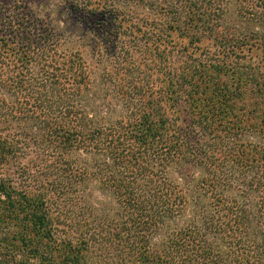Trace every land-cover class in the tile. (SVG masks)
<instances>
[{"label":"trees","instance_id":"obj_1","mask_svg":"<svg viewBox=\"0 0 264 264\" xmlns=\"http://www.w3.org/2000/svg\"><path fill=\"white\" fill-rule=\"evenodd\" d=\"M66 1L0 26V264H264V0Z\"/></svg>","mask_w":264,"mask_h":264},{"label":"rangeland","instance_id":"obj_2","mask_svg":"<svg viewBox=\"0 0 264 264\" xmlns=\"http://www.w3.org/2000/svg\"><path fill=\"white\" fill-rule=\"evenodd\" d=\"M131 4V3H130ZM98 11L95 5H89ZM140 10V7H134ZM22 21L16 25L12 20ZM87 11L80 7L74 10L66 0H0V26L52 27L60 34L66 47H79L85 52L90 32L98 26ZM88 29V31H86ZM93 194L99 198L94 189Z\"/></svg>","mask_w":264,"mask_h":264}]
</instances>
